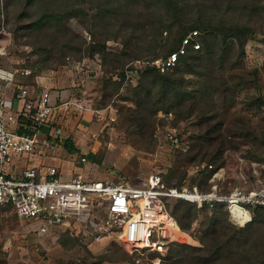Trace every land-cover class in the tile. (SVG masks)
<instances>
[{"label": "rangeland", "instance_id": "374dc122", "mask_svg": "<svg viewBox=\"0 0 264 264\" xmlns=\"http://www.w3.org/2000/svg\"><path fill=\"white\" fill-rule=\"evenodd\" d=\"M120 1L121 4H117L119 12L109 13L103 21L98 18L87 20L83 17H70L64 21L63 25L67 28L61 27L63 30L32 33L20 25L26 23L27 17L33 18L38 8H28L27 15L23 11L25 0H0V70L11 73L15 81L24 82L28 87H31L37 76H41L53 86L40 85L36 91L45 87L50 92L56 90L54 94L63 93V98L57 96L55 105L60 106L65 100L69 102L57 111L60 120L58 125L65 133L62 135L66 136L58 140L61 145L54 148L60 155H65L64 160L69 162L67 170L72 176L109 179L133 186L139 185L151 172L160 173L166 183L169 169H173L171 183H178L180 187L197 186L198 189L208 191L211 183L207 180L199 185L201 178L196 167L206 160L191 161L181 154L196 141L204 125L198 114L176 118L174 112L170 117L160 110L153 119L152 128L144 127L141 131L138 126L133 127L124 121L118 110L120 106L131 105L123 95L128 94L129 86L137 84V70L144 65L142 60L148 59L155 51L158 54L162 48L160 45L163 46L169 35L165 31L160 34L154 30L167 19L166 11L157 0H136L130 7L126 1ZM231 1L236 7L239 4L255 3L254 0ZM222 2L226 0H183V22L186 21L185 25L189 26L200 13L224 15L225 19L235 20L234 11L237 8L225 11L221 7ZM259 9L254 10L249 17L248 24L252 30L243 50L237 46L232 54L231 49L227 50L230 55H226L225 75L232 76L229 78L231 81L224 84L227 90L224 94L214 92V101H205L207 109L217 110L223 118L221 128L227 138L234 137L232 130L233 127L237 128V118L245 122L238 127L242 128V133L246 134L245 130L255 133L247 137L244 134L235 135L234 139H243L241 145L224 151L226 165L218 167L226 172L222 193L230 191L233 186L252 190L264 177V104L259 105L258 102L259 96L264 97V0H260ZM125 18L134 23V30L117 31V39L106 41L107 49L118 50L125 43L130 51L142 56L138 55V59L128 61L134 69L128 71L127 82L118 92L103 97L102 77L110 73L103 71L97 53H89L91 34H113L115 31H111V28ZM93 27L94 31H90ZM80 44L83 52L76 46ZM26 70H29V74L24 73ZM216 79H220L219 73ZM238 82L240 84L236 88L234 86L232 91L233 88L229 86ZM74 100L77 106L73 104ZM168 128H173L179 135L181 141L178 145L166 138ZM67 139L77 151L67 149ZM179 175L183 177L180 179ZM175 199L166 198L169 210V205H173ZM255 213L251 209L249 218ZM228 215L237 227H244L249 221L246 219L244 224H240L232 215ZM203 216L204 211L198 209V216L190 229L182 230L186 232L182 237L179 235L184 241L181 243L201 245L199 235ZM65 231L79 235V241L72 246L68 242L64 247L60 237ZM246 233L249 237L245 245L244 264L247 257L256 264L264 262V259H259L264 255V218L252 223ZM0 238V264H85L88 261H97L96 264H162L167 252L128 251L114 240L92 242L74 221L68 226L51 223L44 227L39 220L19 218L10 206L0 208ZM183 254L188 255L190 252L185 250Z\"/></svg>", "mask_w": 264, "mask_h": 264}, {"label": "trees", "instance_id": "16d2710c", "mask_svg": "<svg viewBox=\"0 0 264 264\" xmlns=\"http://www.w3.org/2000/svg\"><path fill=\"white\" fill-rule=\"evenodd\" d=\"M115 1L25 0L23 11L27 15L28 8L36 6L38 11L33 18L27 17L26 23L20 27L27 28L33 33L40 30L59 31L62 29L61 27H65L63 23L70 17H83L82 19L87 20L98 18L103 21L109 13L119 12L117 4H121V1ZM123 1H126L130 7L135 4L136 0ZM157 2L166 11L167 19L162 26L160 25L154 30L160 34L164 31L167 32L168 38L164 41L163 46L160 45L162 48L158 54L155 51V53L150 54L148 59L142 60L144 65H141L137 70L139 74L137 84L129 86L128 94L123 95L124 99L129 100L131 105L120 106L118 110L121 112L124 121L133 127L138 126L141 131L144 127L152 128L153 119L160 110L164 113L173 114L174 112L176 118H187L193 114H198L204 125L199 131L196 141L181 154L191 161L206 160L213 165V169L199 170L201 179L198 183L201 185L209 179L214 170L226 165L227 161L223 157L224 151L227 148L236 149L243 142V139H234V137L238 134H244L241 131L242 128H238L244 120L237 118V128L233 127L232 130L234 137L227 138L221 128L223 118L217 110L207 109L205 101H214V92L224 94L227 90L224 88V84L230 82L229 78L232 77L225 75L226 55H230V51L227 50L231 49V54L236 46L243 50L247 37L252 30L248 24L249 17L254 10H260V0H254L255 3L251 5L249 3L239 4L237 7L233 1L226 0V2H222L224 4L221 3V7L228 12L236 7L237 11L236 9L234 11L236 13L234 15L235 20L225 19L224 15L211 16L200 13L189 26L185 25L186 21L183 22L185 12L183 0H157ZM214 5L217 6L216 1H214ZM35 10L37 9L35 8ZM176 24L178 25L177 29L173 30ZM194 29L198 30V35L195 37L200 43L198 49L188 45L186 52L179 55L175 65L164 71H160L152 64L151 61L155 57L166 56L171 51L177 50L182 39ZM89 30L94 31V27ZM120 30L133 31L134 23H130L129 19L125 18L120 23L114 24L111 28V31H115L113 34L107 35L103 32L98 35H94L93 32L91 34L89 53L90 55L97 53L100 57V65L104 68L103 71L107 70L110 73L109 76L102 77L103 97L118 92L122 85L127 82L128 71L134 69L132 63L129 62L137 58L138 55L142 56V54H137L138 52L130 51L125 43L118 50L107 49L106 41L117 39L119 36L117 31ZM76 46L81 49L82 44ZM81 51L83 52L82 49ZM31 68L34 69V67ZM217 73L220 74L219 80L216 79ZM239 84V82L233 83L229 88H233L232 91H234ZM258 99L259 105L264 104V97L259 96ZM245 133L244 137L255 134L252 130H245ZM66 147L71 152L77 151L70 141L66 142ZM173 177L174 170L169 169L166 184L180 188V184L171 183ZM179 177L181 179L183 176L179 175ZM169 207H171L170 212L175 217L180 229L189 230L192 222L198 216L196 204L176 198L173 205H169ZM200 209L204 211L199 235L201 245L193 246L179 241L170 242L167 245V252L163 257L162 264H167V262L168 264H244L245 245H247L249 237L246 233L247 228L249 230L252 223L264 218V207H256L254 209L256 213L252 218H249V212L247 218L249 221L244 227H237L230 221L224 202H215L210 209L203 204ZM76 241H79V235H72L68 231L63 232L60 237V242L64 247L67 246L68 242L70 243L69 246H72ZM185 250L189 251L190 254L182 255ZM259 259H264V255ZM183 260L185 262H182ZM96 262L88 261L85 264H96ZM245 263L256 264L248 257L245 259ZM259 264H264V262Z\"/></svg>", "mask_w": 264, "mask_h": 264}, {"label": "built area", "instance_id": "2783aa9c", "mask_svg": "<svg viewBox=\"0 0 264 264\" xmlns=\"http://www.w3.org/2000/svg\"><path fill=\"white\" fill-rule=\"evenodd\" d=\"M198 30L190 31L180 47L166 56L155 57L151 62L160 71L171 68L188 45L200 47L195 37ZM25 74L29 70L24 71ZM0 70V79L11 77ZM17 99H23V108L17 110L13 101L0 91V206H11L22 219L39 220L41 224L69 225L76 222L92 242L116 241L128 251H157L162 254L167 245L180 241V228L170 212L166 198H181L194 202L198 208L215 202H224L228 214L244 224L251 209L264 207V177L252 190L233 186L230 191H221L225 183L223 168L213 171L209 177V190L197 186H168L160 173L151 172L139 185L126 186L109 179H87L80 176L63 177L57 166L49 165L42 172L29 166L20 178L11 176L7 166L24 154L40 151L43 147L54 148L47 138L40 139L41 128L47 125L56 108L49 90H43L37 99L28 97L27 88L18 86ZM59 97L63 98L61 94ZM64 105L67 104L65 100ZM172 116V113H166ZM17 122L24 131L10 128ZM166 138L174 145L180 137L173 128H168ZM83 160V159H82ZM197 170L213 169L211 163L197 164ZM1 242V238H0Z\"/></svg>", "mask_w": 264, "mask_h": 264}, {"label": "crops", "instance_id": "0c3cea01", "mask_svg": "<svg viewBox=\"0 0 264 264\" xmlns=\"http://www.w3.org/2000/svg\"><path fill=\"white\" fill-rule=\"evenodd\" d=\"M19 85H23L27 88L28 97L31 99H37L40 96L41 92L43 90H46V88L44 87L41 90L36 91L37 86H40V85L49 86V87L53 86L51 82H46L41 76H37V78L31 83L30 85L31 87H28L29 85L25 84L24 82L15 81L13 75L6 79L5 78L0 79V91L4 92V96L6 98H9L13 101V107L17 110H21L24 104L23 99H17L15 96V93L18 91L17 89ZM54 93H57V91L51 90L52 101L55 103L58 95ZM61 95L63 96V93H61ZM73 102H74L73 104L77 106L76 105L77 101L74 100ZM68 103L69 102L67 101V104L65 105L64 104H61L60 106L56 105L57 107L54 109V112H53L54 114H52L53 117L51 118V121L47 125H44L40 129L41 132L38 134V137L40 139L47 138V141H49L51 144L54 143V147L57 145L60 146L61 144L58 142V140H60L61 138H65L66 136V135H62L65 133L63 129L58 125L60 120L58 119L57 111H59V108H62L61 107L62 105L67 106ZM10 128L16 132L24 131V129L21 126L17 125V122L11 123ZM67 141H69V139H67L66 142ZM64 158H65V155L64 156L60 155L57 152V149L47 146V147H43L42 149H40V151H36L31 154H24V155L14 158V160L7 166V171L11 176L20 178L22 175V171L26 167H29V166L36 167L38 172L40 171L43 173V171L45 170L47 166L54 165L58 167L63 177L68 178L72 176V174L67 170L69 162L67 160H64ZM66 165L67 167L65 168ZM224 173H226L225 170H224ZM198 209L200 210V208ZM180 231L181 232L179 233V235L181 237L182 235L186 234V232H183L181 229ZM180 241L182 242L183 240L180 238Z\"/></svg>", "mask_w": 264, "mask_h": 264}]
</instances>
